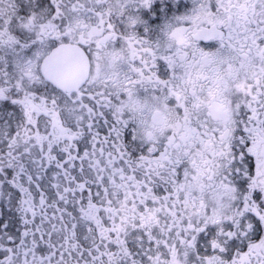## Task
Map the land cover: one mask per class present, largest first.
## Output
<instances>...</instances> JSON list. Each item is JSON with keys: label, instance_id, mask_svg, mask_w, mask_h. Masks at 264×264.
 I'll return each mask as SVG.
<instances>
[{"label": "snow or ice", "instance_id": "snow-or-ice-1", "mask_svg": "<svg viewBox=\"0 0 264 264\" xmlns=\"http://www.w3.org/2000/svg\"><path fill=\"white\" fill-rule=\"evenodd\" d=\"M0 264H264V0H0Z\"/></svg>", "mask_w": 264, "mask_h": 264}]
</instances>
